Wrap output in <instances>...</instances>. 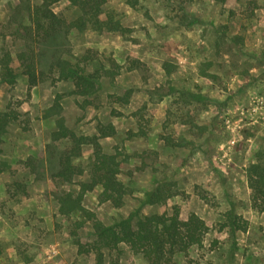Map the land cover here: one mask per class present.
<instances>
[{
  "label": "rangeland",
  "instance_id": "obj_1",
  "mask_svg": "<svg viewBox=\"0 0 264 264\" xmlns=\"http://www.w3.org/2000/svg\"><path fill=\"white\" fill-rule=\"evenodd\" d=\"M40 2L0 0V48L22 49L3 26L15 16L21 23L26 7ZM52 10L67 21L80 14L64 0ZM104 10L122 34L73 31L43 45L38 57L43 70L58 54L90 57L89 72L110 71L95 96L85 101L71 82L49 78L29 92L21 76L12 87L0 80V111L10 105L17 113L1 144L0 264H96L75 244L92 243L91 223L79 227V213L60 215L56 199L77 196L92 147L83 145L72 162L82 175L55 179L57 160L71 147L52 139L58 120L79 136L95 135L98 123L116 130L100 144L119 153L123 206L101 202L98 187L81 199L101 223L129 215L160 188L164 202L144 205L143 215L176 207L181 220L194 213L209 228L202 247L171 264H264V214L251 208L246 175L264 155V0H108ZM125 90L127 104L116 99ZM229 210L246 231L224 227ZM103 264L145 262L120 244L104 251Z\"/></svg>",
  "mask_w": 264,
  "mask_h": 264
},
{
  "label": "trees",
  "instance_id": "obj_2",
  "mask_svg": "<svg viewBox=\"0 0 264 264\" xmlns=\"http://www.w3.org/2000/svg\"><path fill=\"white\" fill-rule=\"evenodd\" d=\"M59 1L61 0H41L40 4L26 7V16L23 15L21 23L15 16L3 26L10 38L21 41L22 49L13 54L10 49L0 48V80L12 87L21 76L25 79L28 92L47 78L52 81L71 82L74 87L72 94L84 97L86 101L98 93L100 78L109 75L110 71L97 69L89 72L87 66L90 65V57L63 58L61 54L54 56L48 70H43L39 68L38 63V57L42 54L40 48L57 40L58 37L67 39L73 31L81 33L91 29L98 33L106 31L122 34L124 28L113 13L105 12L104 5L108 0H64L79 10V16L72 21H67L52 10V6ZM130 68L135 69L136 66ZM172 91L174 88L170 87V92ZM130 94V90H125L123 95L116 99L127 104ZM16 120L17 113L10 105L0 111V156L3 136L7 127ZM115 134L116 130L112 124L98 123L95 135L79 136L65 128L61 120L57 121V130L52 134L53 140L65 139L71 145L68 151L59 156L57 170L53 174V177L61 182L68 183L73 176L84 173L72 162L80 154L83 145L92 147L87 170L88 179L80 183L77 196L73 197L68 192H61L56 196L60 215L68 217L79 213L81 220L76 224L79 227L85 222L91 223L94 239L89 244H82L77 239L75 244L78 253H93L96 264H103L104 251L117 250L120 244H124L145 264H171L178 255L187 254L193 247H202L209 228L196 214L192 213L186 220H181L176 207L170 214L143 215L140 212L146 204L164 202L160 188L147 192L137 209L127 216L115 218L111 225H104L81 205L83 195L97 187L100 189L101 202H109L117 209L124 204L128 190L119 179L121 164L117 158L119 153H106L100 144L101 139L113 137ZM3 171L4 163L0 160V173ZM246 175L251 208L264 214V155L247 168ZM224 227H229L233 232L246 231L247 222L229 210L226 213ZM73 235L76 237L74 232Z\"/></svg>",
  "mask_w": 264,
  "mask_h": 264
}]
</instances>
